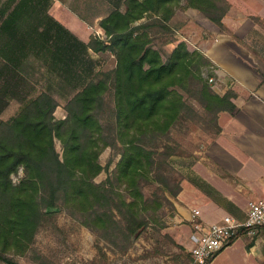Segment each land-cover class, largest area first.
Wrapping results in <instances>:
<instances>
[{
    "label": "trees",
    "instance_id": "obj_1",
    "mask_svg": "<svg viewBox=\"0 0 264 264\" xmlns=\"http://www.w3.org/2000/svg\"><path fill=\"white\" fill-rule=\"evenodd\" d=\"M43 1L48 0H24L10 12L4 30L17 38L26 29L33 32L28 37L34 41L16 40L11 52L19 53L28 45L47 48L43 52L50 55L52 64L69 71L66 57L76 47L79 52L111 53L117 66L78 90L63 120L55 116L56 99L43 92L0 124V262L8 260L5 252L11 246L21 253L29 250L43 218L63 210L116 246L120 241L131 243L148 224L143 186L158 161L170 156L152 147L158 148L180 124L215 127L220 132L219 114L236 110V94L216 93L203 76L210 61L185 43L165 60L146 26H136L147 13L168 23L178 9H194L223 27L231 7L227 0H124L125 12L117 8L100 22L106 38L93 36L88 44L70 35L47 14L46 7L42 10ZM42 21L48 22L47 28L39 31ZM53 42L60 43L54 44L57 51L48 46ZM111 91L116 124L108 134L100 116ZM57 139L62 156L56 149ZM109 147L120 156L114 179L98 184L95 179L104 170L100 157ZM21 169L24 175L14 183L13 176ZM163 184L168 185V180ZM123 185L127 194L117 188Z\"/></svg>",
    "mask_w": 264,
    "mask_h": 264
},
{
    "label": "rangeland",
    "instance_id": "obj_2",
    "mask_svg": "<svg viewBox=\"0 0 264 264\" xmlns=\"http://www.w3.org/2000/svg\"><path fill=\"white\" fill-rule=\"evenodd\" d=\"M11 1L0 0V124L16 116L24 105L43 92L56 99L59 106L55 116L58 120H63L67 117V105L78 90L88 81L103 78L114 70L117 59L111 53L88 54L82 49L79 52L75 47L68 51L69 56L67 55L66 59L69 58L72 69L67 71L52 64L50 55L43 52L47 48L28 45V48L14 54L10 45L17 41L22 43L24 40L27 41L24 43L29 44L25 38L33 35V32L22 29L18 36L24 38H13L11 31L4 30L3 26L10 12L16 4L19 5L24 0H15L10 5ZM227 1L231 7L223 27H219L194 9H178L168 23L152 13H147L136 22V26H146L155 48L160 50L165 60L180 43H185L190 51L198 52L210 61V65L203 68L202 74L214 91L220 94L236 81L228 71L231 56L238 51L245 54L252 51L245 37H236L227 23L240 17L243 20L240 24H243L244 35H251L253 25L259 27V32L264 33L263 6L255 5V0H233L234 5L230 0ZM46 2L53 3L52 7L51 4L45 6L48 14L61 18L66 24L70 19L72 29L77 34H85L78 38L81 41L88 38L91 40L93 36L105 39L106 34L97 23L98 17L103 16L104 19L117 8L126 11L124 0ZM44 24L45 21L40 23L41 26ZM26 26L24 24V27ZM54 44L60 43L53 42L48 46L52 45L57 51ZM215 54L221 57L224 67L214 63ZM231 86L227 93L233 92ZM105 97L106 104L100 120L108 134H111L116 124L113 92ZM190 101L198 107L195 101ZM223 113L221 112L218 118L220 132H217L215 127L180 124L169 132L158 148L152 147L158 153L167 152L170 156L158 161L151 179L143 186V193L148 202L143 214L148 224L143 233L138 238H133L131 243L120 241L116 246L72 217L67 210H63L43 218L29 250L21 253L22 251H17L11 246L5 252L8 260L1 261L0 264H195L191 250L178 242H187L195 231L190 222L183 220L182 215L184 211L192 214L194 209H198L199 200L204 195L207 199H214L216 195L213 187L204 178L208 177L211 181H217L215 178L221 179L219 167L213 165V158L218 153L215 145L223 141L221 122L224 125L227 123L225 119H228V115L221 119ZM225 113L230 114L226 111ZM56 149L62 156L63 147L58 139ZM119 157L117 150L112 147L102 152L100 160L104 170L96 177V183L102 184L109 178L114 179L113 173ZM23 175L24 171L21 169L18 175L13 176L14 183H19ZM165 180H168V185L163 184ZM125 187L123 185L117 188L127 194ZM199 208L202 210V206ZM119 218L117 215V219Z\"/></svg>",
    "mask_w": 264,
    "mask_h": 264
},
{
    "label": "crops",
    "instance_id": "obj_3",
    "mask_svg": "<svg viewBox=\"0 0 264 264\" xmlns=\"http://www.w3.org/2000/svg\"><path fill=\"white\" fill-rule=\"evenodd\" d=\"M230 2L233 4L234 1L230 0ZM255 2H257L255 5L264 7V0H255ZM45 3L46 1H43L40 5L42 10H45ZM30 4L35 3L31 1ZM49 4L53 6V3H48L46 6ZM44 13L42 12V15ZM48 15L75 38L85 35L77 34L72 29L73 24L70 19L67 21L68 25L61 18ZM238 18L230 20L227 25L236 37L242 39L245 37L252 51L246 54L238 51L231 56L232 61L228 66L230 75L236 79L235 84L228 85L236 94L234 101L236 110L234 113L221 114V119L225 115H228V119H225L227 123L224 125L221 122L223 141L215 145L218 153L213 158V165L219 167L221 179L215 178L217 181H211L208 177L204 178L216 192L214 199H207L204 195L199 200V207L202 206L200 221L206 226L222 223L228 216L244 221L249 203L264 200V33L259 32V27L251 22L254 26L251 27L254 28L251 35L247 33L244 35L243 24H240L243 20ZM102 19L103 16L98 17V26ZM46 23L48 22L45 21V25L39 26V31L47 28ZM89 41L88 38L81 42L88 44ZM225 41L226 38L223 42ZM89 52L93 51L89 50L88 54ZM215 56L214 63L224 67L221 57L218 54ZM229 87L220 94L225 95ZM182 216L183 220L190 222L192 227V214L184 211ZM194 233H191L185 243L177 241L191 250L195 245ZM211 264H264V228L255 237L247 232L242 233L229 247L219 253Z\"/></svg>",
    "mask_w": 264,
    "mask_h": 264
},
{
    "label": "built area",
    "instance_id": "obj_4",
    "mask_svg": "<svg viewBox=\"0 0 264 264\" xmlns=\"http://www.w3.org/2000/svg\"><path fill=\"white\" fill-rule=\"evenodd\" d=\"M200 218L201 211L194 209L191 222L195 230V245L191 249V254L195 264H211L219 253L242 234L243 229L253 237L260 234L264 228V200L249 203L244 221L228 216L222 223L206 226Z\"/></svg>",
    "mask_w": 264,
    "mask_h": 264
}]
</instances>
